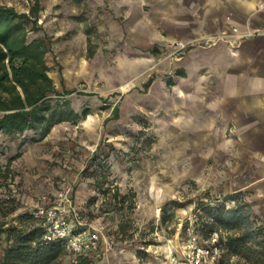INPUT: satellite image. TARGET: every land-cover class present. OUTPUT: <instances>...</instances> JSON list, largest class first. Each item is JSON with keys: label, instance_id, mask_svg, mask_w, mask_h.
Instances as JSON below:
<instances>
[{"label": "rangeland", "instance_id": "374dc122", "mask_svg": "<svg viewBox=\"0 0 264 264\" xmlns=\"http://www.w3.org/2000/svg\"><path fill=\"white\" fill-rule=\"evenodd\" d=\"M39 1L38 29L26 23L28 40L48 42L45 61L56 90L73 91L65 96L71 107L89 114L55 126L35 143L20 145V138L0 134V257L1 230L60 196L85 222L105 226L92 264H165L190 233L218 244V236L205 240L196 232L202 214L196 206L239 193L227 181L230 136L225 120L211 111L210 95L196 87L195 72H186L172 54L171 42L147 40V1ZM32 4L0 0L20 13ZM242 194L264 223L248 192ZM172 202L178 207H168ZM106 243L113 245L109 252ZM65 260L73 262L74 255Z\"/></svg>", "mask_w": 264, "mask_h": 264}, {"label": "trees", "instance_id": "16d2710c", "mask_svg": "<svg viewBox=\"0 0 264 264\" xmlns=\"http://www.w3.org/2000/svg\"><path fill=\"white\" fill-rule=\"evenodd\" d=\"M40 1L33 0L28 13L0 5V134L20 138V145L45 139L51 130L62 123H76L89 114L87 108L77 112L65 98L73 91L60 94L49 76L45 57L49 44L45 40H28L26 23L38 29ZM152 79L145 84L148 89ZM115 114L117 108H115ZM95 185L103 194L105 182ZM114 199H122L118 189ZM242 192L216 200L212 204L196 206V232L205 240L218 236L223 253L217 264H264V223ZM226 203L233 204L228 206ZM168 207L176 208L172 202ZM167 207L162 210V221L168 218ZM5 225V224H4ZM3 225V226H4ZM7 225V224H6ZM5 247L0 264H65L68 252L59 242L42 244L43 226L30 212H25L1 230ZM96 254V253H95ZM93 254L74 256L68 264H92Z\"/></svg>", "mask_w": 264, "mask_h": 264}, {"label": "crops", "instance_id": "0c3cea01", "mask_svg": "<svg viewBox=\"0 0 264 264\" xmlns=\"http://www.w3.org/2000/svg\"><path fill=\"white\" fill-rule=\"evenodd\" d=\"M151 42L205 43L181 58L210 95L211 111L225 120L227 181L232 193L248 192L264 216V0H146ZM236 30V32L234 31Z\"/></svg>", "mask_w": 264, "mask_h": 264}, {"label": "built area", "instance_id": "2783aa9c", "mask_svg": "<svg viewBox=\"0 0 264 264\" xmlns=\"http://www.w3.org/2000/svg\"><path fill=\"white\" fill-rule=\"evenodd\" d=\"M222 40H225L224 36H215L203 44L177 40L171 42L169 48L180 60L182 55L196 46L212 47ZM30 213L42 222V244L59 242L69 254L74 256L95 254L101 249L105 226L102 223L85 222L80 212L63 196H60L53 205L37 207ZM104 249L109 252L113 249V245L106 243ZM220 253V247L214 239L212 243L205 244L190 233L184 249L180 253H170L165 264H216Z\"/></svg>", "mask_w": 264, "mask_h": 264}]
</instances>
